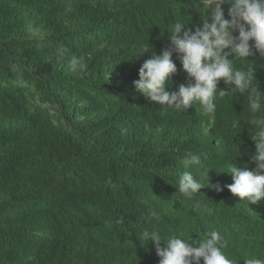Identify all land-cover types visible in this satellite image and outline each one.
Wrapping results in <instances>:
<instances>
[{
	"label": "trees",
	"instance_id": "trees-1",
	"mask_svg": "<svg viewBox=\"0 0 264 264\" xmlns=\"http://www.w3.org/2000/svg\"><path fill=\"white\" fill-rule=\"evenodd\" d=\"M176 20L195 31L204 17L193 0H0V264H159L155 243L139 237L145 227L199 240L214 226L239 264L264 256V200L232 194L231 174L209 170L211 186L192 200L176 189L188 151L218 168L239 147L233 162L256 168L245 97L226 95L209 122L195 102L162 110L135 90ZM72 55L86 58L83 71L69 68ZM247 59L264 92V56ZM173 60L170 92L189 82ZM218 89L231 92L223 79Z\"/></svg>",
	"mask_w": 264,
	"mask_h": 264
},
{
	"label": "clouds",
	"instance_id": "clouds-1",
	"mask_svg": "<svg viewBox=\"0 0 264 264\" xmlns=\"http://www.w3.org/2000/svg\"><path fill=\"white\" fill-rule=\"evenodd\" d=\"M204 20L195 31L187 28L184 20L169 24L166 31L170 47L161 53H153L139 69V78L133 83L138 94L158 104L162 110L174 109L185 112L193 102L197 103L208 121L215 120L218 102L226 95L242 94L246 100V120L254 126L251 139L255 142V154L251 159L256 168H241L234 163L239 153L236 148L234 157H229L218 168L209 165L201 154L188 151L178 161L181 168L176 189L187 200H192L201 189L209 184V170L217 169L231 174L233 183L227 188L245 204L259 203L264 200V92H261L255 81L253 63L247 59L253 55V49L264 56V0H193ZM230 5L226 19L222 5ZM210 18V19H209ZM185 19L189 14L185 11ZM238 33V34H236ZM250 41L254 43L250 44ZM149 41L142 43L137 55L142 56L150 51ZM227 50V51H226ZM67 49L57 45V57H63ZM174 53L187 73L188 83L180 84L177 91H168L170 77L177 72L173 60ZM238 62V63H237ZM239 65V66H238ZM13 67H15L13 65ZM87 67L86 58L72 55L69 68L72 71H83ZM231 86V92L218 89L220 80ZM206 158V157H205ZM223 191L220 185L213 186ZM207 207V205H205ZM209 215L213 209L208 207ZM148 217L159 220L161 213L149 208ZM165 236L155 228H143L139 237L143 244L154 242L159 264H239L230 258L227 250L230 241L216 227H207L200 234L199 240H193L192 232L172 231ZM195 232V231H193ZM197 233V232H196ZM199 234V233H198ZM163 242L164 246H161ZM244 264H264V256L252 255L243 258Z\"/></svg>",
	"mask_w": 264,
	"mask_h": 264
}]
</instances>
